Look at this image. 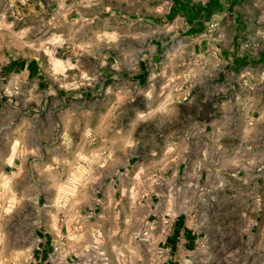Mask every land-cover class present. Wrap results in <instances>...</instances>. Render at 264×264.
Returning <instances> with one entry per match:
<instances>
[{
  "label": "rangeland",
  "instance_id": "374dc122",
  "mask_svg": "<svg viewBox=\"0 0 264 264\" xmlns=\"http://www.w3.org/2000/svg\"><path fill=\"white\" fill-rule=\"evenodd\" d=\"M259 54L264 0H0V264H32L38 232L73 264H162L143 199L194 192L160 150L201 114L260 93L229 66ZM16 60L37 63L42 82L7 75ZM254 202L243 215L199 211L192 264H264Z\"/></svg>",
  "mask_w": 264,
  "mask_h": 264
},
{
  "label": "crops",
  "instance_id": "0c3cea01",
  "mask_svg": "<svg viewBox=\"0 0 264 264\" xmlns=\"http://www.w3.org/2000/svg\"><path fill=\"white\" fill-rule=\"evenodd\" d=\"M230 59L229 66L239 72L236 81L254 83L261 91L238 96L233 110L227 107V111L201 114V118H195L190 127L177 129L171 134L176 135L174 145L170 143L165 151L160 150V161H165L163 157L168 154L170 166L176 169L173 176H179L180 183L192 186L194 192L175 197L157 192L143 199L148 208L146 216H154V220L146 221L142 232L147 244L154 249L153 257L162 264H192L196 261V242L202 233L196 217L199 211L203 215H207L210 209H215L218 215H243L248 210L257 209L254 201L264 199V54H259L255 59L257 62L252 65L245 64L243 58L231 56ZM3 70L7 75L19 74L26 80L42 82L33 79L40 71L34 62L16 60ZM145 75V69L139 67L131 79L140 83ZM189 88L190 85L185 87L186 92ZM13 161L14 158L11 163ZM2 166L9 167L10 163L4 162ZM239 172L242 173L240 176ZM258 185H263L259 192ZM165 187L169 189L170 186H162ZM198 190L200 193L195 195ZM166 213L174 214V217L168 232L162 235V220ZM35 236L36 247L33 248L32 235H29L32 264L74 263L63 247L53 250L55 244H51L44 232Z\"/></svg>",
  "mask_w": 264,
  "mask_h": 264
},
{
  "label": "built area",
  "instance_id": "2783aa9c",
  "mask_svg": "<svg viewBox=\"0 0 264 264\" xmlns=\"http://www.w3.org/2000/svg\"><path fill=\"white\" fill-rule=\"evenodd\" d=\"M173 217H174V214H170V213H166L164 215V219L162 220V230H161V234L162 235H165L168 232V229L170 227V223H171V220H172ZM203 247H204V242L200 238L196 242V248H203ZM53 250L55 251L56 248L54 247Z\"/></svg>",
  "mask_w": 264,
  "mask_h": 264
},
{
  "label": "trees",
  "instance_id": "16d2710c",
  "mask_svg": "<svg viewBox=\"0 0 264 264\" xmlns=\"http://www.w3.org/2000/svg\"><path fill=\"white\" fill-rule=\"evenodd\" d=\"M173 4L175 5L176 2L173 1ZM212 4H213V3L208 2V3H207L204 7H202V8L196 7L195 9H191V12L196 13V12H199V11L202 10L203 12H206V14H208V13H209V9H210V7H211Z\"/></svg>",
  "mask_w": 264,
  "mask_h": 264
}]
</instances>
